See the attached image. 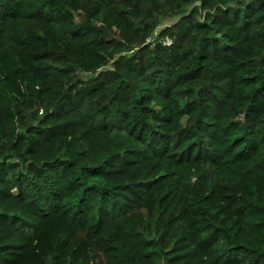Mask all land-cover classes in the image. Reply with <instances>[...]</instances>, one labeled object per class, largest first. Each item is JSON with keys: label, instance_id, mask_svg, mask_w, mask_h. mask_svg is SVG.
I'll return each mask as SVG.
<instances>
[{"label": "trees", "instance_id": "trees-1", "mask_svg": "<svg viewBox=\"0 0 264 264\" xmlns=\"http://www.w3.org/2000/svg\"><path fill=\"white\" fill-rule=\"evenodd\" d=\"M0 264H264V0H0Z\"/></svg>", "mask_w": 264, "mask_h": 264}, {"label": "built area", "instance_id": "built-area-1", "mask_svg": "<svg viewBox=\"0 0 264 264\" xmlns=\"http://www.w3.org/2000/svg\"><path fill=\"white\" fill-rule=\"evenodd\" d=\"M157 30H155L154 31V33L152 34V35H149V36H147L146 37V39H145V41L146 42H149V43H153V42H155L157 39L159 40V41H161L163 44H165V45H169L170 43H171V39L170 38H168V37H164L163 39L162 38H157L156 37V35H157Z\"/></svg>", "mask_w": 264, "mask_h": 264}, {"label": "rangeland", "instance_id": "rangeland-1", "mask_svg": "<svg viewBox=\"0 0 264 264\" xmlns=\"http://www.w3.org/2000/svg\"><path fill=\"white\" fill-rule=\"evenodd\" d=\"M165 23H169V22L166 20ZM165 23H163V25H164ZM158 27H159V26H158Z\"/></svg>", "mask_w": 264, "mask_h": 264}, {"label": "water", "instance_id": "water-1", "mask_svg": "<svg viewBox=\"0 0 264 264\" xmlns=\"http://www.w3.org/2000/svg\"><path fill=\"white\" fill-rule=\"evenodd\" d=\"M198 2V1H197Z\"/></svg>", "mask_w": 264, "mask_h": 264}]
</instances>
